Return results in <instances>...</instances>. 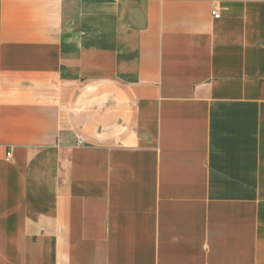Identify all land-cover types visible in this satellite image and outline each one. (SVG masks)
I'll use <instances>...</instances> for the list:
<instances>
[{
	"label": "crops",
	"instance_id": "obj_1",
	"mask_svg": "<svg viewBox=\"0 0 264 264\" xmlns=\"http://www.w3.org/2000/svg\"><path fill=\"white\" fill-rule=\"evenodd\" d=\"M0 264H264V0H0Z\"/></svg>",
	"mask_w": 264,
	"mask_h": 264
},
{
	"label": "built area",
	"instance_id": "obj_2",
	"mask_svg": "<svg viewBox=\"0 0 264 264\" xmlns=\"http://www.w3.org/2000/svg\"><path fill=\"white\" fill-rule=\"evenodd\" d=\"M212 15H213L214 18H218L219 17V14L216 13L215 11H212ZM6 157H7V159L10 158V152L6 153Z\"/></svg>",
	"mask_w": 264,
	"mask_h": 264
}]
</instances>
